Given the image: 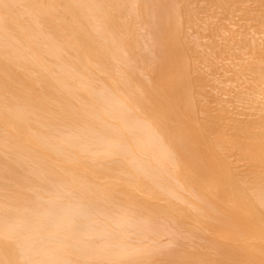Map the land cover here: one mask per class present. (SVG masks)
I'll return each mask as SVG.
<instances>
[{
    "label": "bare ground",
    "instance_id": "6f19581e",
    "mask_svg": "<svg viewBox=\"0 0 264 264\" xmlns=\"http://www.w3.org/2000/svg\"><path fill=\"white\" fill-rule=\"evenodd\" d=\"M262 199V0H0L2 264H264Z\"/></svg>",
    "mask_w": 264,
    "mask_h": 264
},
{
    "label": "snow or ice",
    "instance_id": "6c2138e0",
    "mask_svg": "<svg viewBox=\"0 0 264 264\" xmlns=\"http://www.w3.org/2000/svg\"><path fill=\"white\" fill-rule=\"evenodd\" d=\"M262 3H264V0H262ZM4 7L6 8L11 7V5L5 4ZM260 213H261L262 221H264V199H262L261 201ZM3 239L7 241L9 245L11 244L12 238L7 233H5V235L3 236ZM0 264H2V262H0ZM9 264H11V262H9ZM168 264H221V262L213 261L210 259H201V260H188V261H170L168 262Z\"/></svg>",
    "mask_w": 264,
    "mask_h": 264
},
{
    "label": "rangeland",
    "instance_id": "374dc122",
    "mask_svg": "<svg viewBox=\"0 0 264 264\" xmlns=\"http://www.w3.org/2000/svg\"><path fill=\"white\" fill-rule=\"evenodd\" d=\"M163 239H165V238H163ZM163 239H161V240H163ZM164 241H165V240H164ZM164 241H163V242H161V244H160V243H159V244H160V245H162V244H163V246H164V245H165V244H164V243H165ZM176 248H177V249H179L178 247H176V246H175V249H176ZM177 249H176L175 251H177ZM173 250H174V247H173Z\"/></svg>",
    "mask_w": 264,
    "mask_h": 264
}]
</instances>
